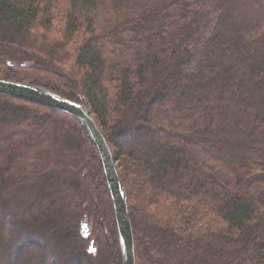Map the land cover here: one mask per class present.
Listing matches in <instances>:
<instances>
[{
    "label": "trees",
    "instance_id": "16d2710c",
    "mask_svg": "<svg viewBox=\"0 0 264 264\" xmlns=\"http://www.w3.org/2000/svg\"><path fill=\"white\" fill-rule=\"evenodd\" d=\"M0 78L87 105L127 192L136 264H264V0H0ZM0 264H123L86 128L5 95Z\"/></svg>",
    "mask_w": 264,
    "mask_h": 264
},
{
    "label": "water",
    "instance_id": "95a60500",
    "mask_svg": "<svg viewBox=\"0 0 264 264\" xmlns=\"http://www.w3.org/2000/svg\"><path fill=\"white\" fill-rule=\"evenodd\" d=\"M0 95L66 112L76 117L83 124L93 139L102 161L104 175L115 211L122 249V262L123 264H136L134 236L128 210L127 192L120 180L112 150L87 105L30 83L4 78H0ZM80 232L85 239L91 237L92 224L89 223L87 217L81 221ZM88 250L93 253L97 252L93 239L89 243Z\"/></svg>",
    "mask_w": 264,
    "mask_h": 264
},
{
    "label": "rangeland",
    "instance_id": "374dc122",
    "mask_svg": "<svg viewBox=\"0 0 264 264\" xmlns=\"http://www.w3.org/2000/svg\"><path fill=\"white\" fill-rule=\"evenodd\" d=\"M61 33H62V22H58V23H56L55 25H54V28H53V34L55 35V36H57V38H59L60 36H61ZM62 37V36H61ZM170 98V97H169ZM169 98H168V100H169ZM155 107H157V106H155V104H153V108H155ZM91 112V111H90ZM92 114V113H91ZM92 116L93 117H95L93 114H92ZM135 132H132V133H130V134H126V135H124V136H122V137H120V139L121 138H125V139H127V140H130V139H132V137H135ZM138 139H140V141L143 139V137H139ZM25 193V192H24ZM23 193V191L22 192H20V193H18V194H16L18 197L17 198H15V199H13V198H11V200H10V203L11 204H14L15 202H17V200L18 199H20L22 202H25L26 201V199L28 198V197H26L25 196V194ZM16 195H14V196H16ZM19 200V201H20ZM64 227H62L61 229L62 230H66V229H63ZM38 235H40L39 233H38ZM15 240V239H14ZM88 240V244H89V242H90V239H87ZM91 240H92V238H91ZM94 240V239H93ZM50 244V243H49ZM95 244V243H94ZM51 246V245H50ZM48 247H49V245H48ZM95 247L97 248V246H96V244H95ZM31 250H33V249H31ZM33 252H34V250H33ZM36 253V252H35ZM29 253H27V254H25V257L26 258H29L31 255H32V252H31V255L29 254ZM46 254V253H45Z\"/></svg>",
    "mask_w": 264,
    "mask_h": 264
},
{
    "label": "flooded vegetation",
    "instance_id": "af4514ba",
    "mask_svg": "<svg viewBox=\"0 0 264 264\" xmlns=\"http://www.w3.org/2000/svg\"><path fill=\"white\" fill-rule=\"evenodd\" d=\"M89 223H91L90 221H89ZM92 224V223H91ZM80 226H81V224H80ZM90 239V241H91V238H89ZM90 243V242H89ZM89 245V244H88Z\"/></svg>",
    "mask_w": 264,
    "mask_h": 264
}]
</instances>
